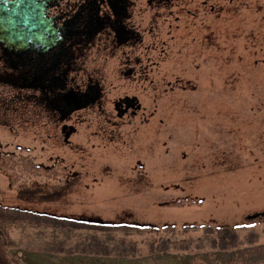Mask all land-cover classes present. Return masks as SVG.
<instances>
[{"label":"rangeland","instance_id":"rangeland-1","mask_svg":"<svg viewBox=\"0 0 264 264\" xmlns=\"http://www.w3.org/2000/svg\"><path fill=\"white\" fill-rule=\"evenodd\" d=\"M130 1L141 41L94 44L75 62L72 75L101 86L93 104L25 124L3 113L0 86L4 255L264 264V0ZM119 98L138 107L118 115ZM68 214L117 223L76 226Z\"/></svg>","mask_w":264,"mask_h":264},{"label":"flooded vegetation","instance_id":"flooded-vegetation-1","mask_svg":"<svg viewBox=\"0 0 264 264\" xmlns=\"http://www.w3.org/2000/svg\"><path fill=\"white\" fill-rule=\"evenodd\" d=\"M36 1L47 30L49 26L52 30L56 27L62 33L56 45L50 44L48 33L46 41L40 44L38 40L24 38L21 32L14 42L5 29L0 28V86L8 88L11 95L9 99L2 98L3 113H12L7 110L10 108L17 110L13 113L21 116L25 124H34L33 119L39 116L47 119L69 117L75 111H67V99L71 94L85 96V107L97 101L102 92L98 80L88 75L80 78L72 75L76 60L92 45L116 50L141 41L131 23L130 0ZM6 17L7 14L0 13L1 27ZM96 25L99 30L90 34L89 30ZM7 102L9 105H5ZM113 105L116 113H121L119 115L133 105L138 107L127 98H119ZM1 123L9 126L5 121Z\"/></svg>","mask_w":264,"mask_h":264},{"label":"water","instance_id":"water-1","mask_svg":"<svg viewBox=\"0 0 264 264\" xmlns=\"http://www.w3.org/2000/svg\"><path fill=\"white\" fill-rule=\"evenodd\" d=\"M0 13L7 14L6 20L3 19L4 23L2 27L0 25V28H4L10 37L7 38L14 42L18 39L19 32L22 33L24 38L29 37L33 41L38 40L39 44L44 42V39L46 41L47 33L50 44L53 42L56 45L61 39L62 33L58 28L54 27L52 30L49 26V31L47 30L48 27L40 18L41 10L36 0H4L0 3ZM98 30L99 25H96L89 32L95 34ZM43 48H46V46L43 45ZM85 99V96L71 94L67 99V111L70 112L86 106L87 100ZM119 114L121 113L119 112Z\"/></svg>","mask_w":264,"mask_h":264},{"label":"trees","instance_id":"trees-1","mask_svg":"<svg viewBox=\"0 0 264 264\" xmlns=\"http://www.w3.org/2000/svg\"><path fill=\"white\" fill-rule=\"evenodd\" d=\"M19 208H21L20 210H24V214H26V215H29V214H31L30 212H28V211H26V209H24V207H19ZM28 210V209H27ZM124 214H127V215H129L130 213L129 212H126V213H124ZM5 215H0V220H2L3 219V217H4ZM58 216H64V217H66V218H69V219H72V220H75L74 221V223H72L73 225H76V226H92V227H94V226H98L99 224H105V223H108V224H115V223H117V222H113V221H111V220H109V221H101L98 217H96V216H87V215H85V214H78V215H76V214H68V215H58ZM6 218H8V217H6ZM9 219H13V218H9ZM2 222H4V221H1L0 222V227L2 228V229H4V227H3V225L1 224ZM5 222H7V220L5 221ZM86 222V223H85ZM88 223H90V224H92V225H90V224H88ZM85 224V225H84ZM135 225H138V226H142V227H145V228H154V229H156V227H154V225H152V223H134ZM222 230H224V231H226V230H228L227 229V227H225V226H223L222 227ZM227 232V231H226ZM26 255H25V259L26 260H30L31 262L33 261V263L34 264H40L41 262H40V260H41V258H40V260H39V257L37 256V255H32L31 253H29V252H27V253H25ZM32 256V257H31ZM32 263V264H33ZM0 264H10L9 263V261H8V259L6 258V256L4 255V252H3V248H2V245H1V243H0Z\"/></svg>","mask_w":264,"mask_h":264}]
</instances>
